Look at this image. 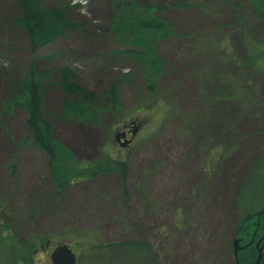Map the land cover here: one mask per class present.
<instances>
[{"label": "rangeland", "instance_id": "1", "mask_svg": "<svg viewBox=\"0 0 264 264\" xmlns=\"http://www.w3.org/2000/svg\"><path fill=\"white\" fill-rule=\"evenodd\" d=\"M65 1L76 4L72 11L78 21L87 18L90 36L73 32L31 54L22 30L11 23L14 0H0V238L13 233L20 240L43 241L30 256L14 238L13 243L0 241V264H50L52 248L62 242L76 252L80 264H214L223 257L225 264H233L225 240L239 213L232 211L229 199L249 164L264 151V67L247 78L246 95L223 75L226 47L237 55L252 52L240 45L247 40L241 38V30L234 31L233 15L221 3L219 12L211 13L199 5L189 11L175 4L184 0ZM239 1L252 23L250 2ZM130 3L164 7L157 14L176 19L180 28L178 38L163 45L168 65L163 76L153 78L154 89L147 87L146 73L135 58L120 52L129 47L124 37L110 30L113 15L121 9L128 13ZM229 32L233 37L228 41ZM48 54L54 58L49 60ZM32 58L37 70L50 69L54 83L45 94V108L63 142L84 161L95 159L101 149L126 161L125 185L117 174L104 173L53 195L46 155L25 139V113L17 106H4L6 75L22 74ZM65 63L78 71L83 88L99 97L100 124L60 119V104L67 95L55 69ZM241 72L246 75L244 69ZM113 85L115 103L110 95ZM124 131L135 133L127 135L131 141L122 146L117 135L122 138ZM12 154L15 175L7 165ZM255 229L235 236L238 246L253 241ZM141 236L150 253L144 249L135 254L131 246L122 247V241Z\"/></svg>", "mask_w": 264, "mask_h": 264}, {"label": "trees", "instance_id": "2", "mask_svg": "<svg viewBox=\"0 0 264 264\" xmlns=\"http://www.w3.org/2000/svg\"><path fill=\"white\" fill-rule=\"evenodd\" d=\"M247 1L250 2L249 10L253 13L252 23L251 18L250 20L246 19L245 11L241 9L243 4L239 0H200V3L199 0L195 1V3L185 0L175 2L182 9L188 8L190 11V9L199 5L205 12L211 13L219 12L217 4L220 5L221 3L233 15L237 25L234 31L240 32L241 30V38L244 39V36L247 40L240 42V45L243 48L249 46L252 52L249 54L246 51L245 55L239 56L233 53L231 48L226 47L227 53H224L225 59L223 60L227 70L223 75L229 76L230 84L233 81L235 82L236 90L238 88L237 92L242 95L249 94L248 87L250 85L247 78L250 75L252 76L255 71H263L262 68L264 67V0ZM14 2L16 14L10 16L11 23L18 30H22L25 35L24 44L31 54L35 53L39 48L52 44L54 41L62 39L73 32H80L86 37L90 36L87 32V26L90 25L87 18L78 21L73 15L72 10L75 9L76 4L70 5L65 0H57L52 4L46 3L44 0H14ZM140 5L138 3H130L129 7H126L128 10L130 9L128 13L124 14L121 9V12L119 10L116 15L114 14L110 30L117 37H124V41L129 47L120 52L132 55L135 58L140 68H143L142 70L146 73V79L148 78L147 87L154 89L153 78L162 75L163 70L168 65L163 55L165 53L162 49L163 45L165 41L171 38H178L180 28L175 20L173 21L157 14L159 9L162 10L164 7L159 8L152 3ZM193 19L195 20V18ZM254 26L258 27L260 35H256ZM190 33L188 32L187 34L189 35ZM227 35L226 37L229 41L233 37L232 33L229 32ZM47 58L51 60L54 55L48 54ZM234 63H236V67H233ZM33 65H35V58L27 62L28 68L22 74L12 73L11 75H6L8 92L5 99L6 105L4 106L8 107V110L17 106L25 113L23 120L25 132L27 133V138L25 139L31 143L33 148L42 151L46 155L45 165L53 195L60 196L67 188L74 186L73 184L83 182V180H93V178L104 175V173L117 174L124 183L129 173L126 161L113 158L109 152L102 149L100 150V155L92 159V161L81 160L76 152L71 147H68L63 142V139H60L62 135L55 131L52 121L48 118V115L51 114L45 108V94L54 83V80L50 77V69L44 67L41 70H37ZM242 69H244L246 75H242ZM55 70L56 77H58V85L67 95V98H64L60 104V119L65 122L73 119L79 121H89L91 119L90 123L93 121L92 123L94 124H100L96 101L91 102L90 100H93L94 91L89 90L87 92L83 88L78 71L67 63L58 65ZM218 80L224 81L221 77ZM259 86V84H256L257 89L261 90ZM116 88L117 85H113V90L111 89L110 92V95L113 96L112 103H115L116 99H118ZM228 88L231 89V85ZM255 97L256 94L253 98H250L253 100ZM261 152L260 156L249 164L250 167L246 173L239 178L235 194L229 199L232 211L236 214L237 212L239 213L233 233L225 240V246L229 248V254L233 258V264H253L258 254L256 242L253 241L247 242L245 249L235 253V236L238 234L249 235L252 226H254V229H258L256 230L258 233L255 235L254 241L264 236V151ZM14 156L12 154L13 160L9 159L7 163L11 175H15L17 169ZM39 207L33 210L35 215L39 212ZM244 225L247 228H244ZM3 226L7 227L8 224L3 222ZM12 238H14L13 242L18 244L17 247L24 249V252L27 253L26 256H30L35 246L43 242L41 238L32 240L30 237L20 240L13 233L7 234V238H0V241L7 240V242H12L10 240ZM143 238V236L131 238L129 241H122L121 245L123 248L131 246L135 254L144 249L150 253L152 249L148 250V248H145L146 242ZM112 255L113 253L106 254L105 259L108 261V257ZM222 259L217 258L214 264H225V260ZM77 260L79 262L78 255ZM260 264H264V251Z\"/></svg>", "mask_w": 264, "mask_h": 264}, {"label": "water", "instance_id": "3", "mask_svg": "<svg viewBox=\"0 0 264 264\" xmlns=\"http://www.w3.org/2000/svg\"><path fill=\"white\" fill-rule=\"evenodd\" d=\"M117 139H119V136H117ZM234 243H235L234 252L236 253L239 250V248H242L243 246H238V239H235ZM257 249H258L259 254L253 264L260 263L261 257L263 255L262 252L264 250V243L261 246L258 243ZM49 263L50 264H79L76 253L72 251L70 245H68L65 242H62V244H58L52 248L51 253L49 254Z\"/></svg>", "mask_w": 264, "mask_h": 264}, {"label": "bare ground", "instance_id": "4", "mask_svg": "<svg viewBox=\"0 0 264 264\" xmlns=\"http://www.w3.org/2000/svg\"><path fill=\"white\" fill-rule=\"evenodd\" d=\"M196 1V0H195ZM219 1V0H218ZM228 1V0H227ZM152 2V1H151ZM176 2V1H175ZM139 3V2H138ZM142 4V3H141ZM222 5V4H221ZM232 5V4H231ZM141 6V5H140ZM144 6V5H143ZM165 6V5H164ZM178 6V5H177ZM175 8V7H174ZM223 8H224V6H223ZM233 8V7H232ZM255 8V7H254ZM112 9V8H111ZM176 9V8H175ZM160 10V9H159ZM127 11V10H126ZM228 11V10H227ZM230 13V12H229ZM121 14H123V13H121ZM137 15V14H136ZM135 15V16H136ZM115 16V15H114ZM127 17V16H126ZM131 18V17H130ZM251 18V17H250ZM132 19H133V17H132ZM169 19V18H168ZM135 20V19H134ZM176 20V19H175ZM177 21H179V20H177ZM121 22V21H120ZM170 22V21H169ZM172 23V22H171ZM222 23V22H221ZM217 25V24H216ZM232 25V24H231ZM224 26V25H223ZM194 27V26H193ZM255 27V26H254ZM221 28V27H220ZM258 28V27H257ZM178 30V29H177ZM217 30V29H216ZM124 32H126V31H124ZM179 33V32H178ZM190 33V32H189ZM134 34V33H133ZM127 35V34H126ZM181 36V35H180ZM194 38V37H193ZM166 40V39H165ZM160 41V40H159ZM176 42V41H175ZM174 44V43H173ZM176 45V44H175ZM40 49V48H39ZM65 51V50H64ZM237 51V50H236ZM239 54V53H238ZM262 55V54H261ZM141 56V55H140ZM202 56V55H201ZM239 56H243V55H239ZM258 56V55H257ZM206 57V56H205ZM204 58V57H203ZM193 59V58H192ZM201 59H202V57H201ZM246 59V58H245ZM198 60V59H197ZM244 60V59H243ZM260 60V59H259ZM79 61V60H78ZM200 61V60H199ZM202 61V60H201ZM200 61V62H201ZM213 61V60H212ZM218 62V61H217ZM216 62V63H217ZM215 63V62H214ZM141 64V63H140ZM201 64V63H200ZM219 64V63H218ZM213 65V64H212ZM186 66V65H185ZM33 67H34V65H33ZM143 67V66H142ZM213 67V66H212ZM137 69V68H136ZM143 69V68H142ZM227 69V68H226ZM138 70H140V69H138ZM195 70H197V69H195ZM165 72V71H164ZM38 73V72H37ZM63 74H65V73H63ZM163 76V75H162ZM66 77H67V75H66ZM145 77V76H144ZM206 77V76H205ZM145 79V78H144ZM253 81H254V79H253ZM249 82V81H248ZM255 82V81H254ZM253 82V83H254ZM222 84V83H221ZM223 84H225V83H223ZM256 85V84H255ZM260 85V84H259ZM65 88V87H64ZM249 88V87H248ZM259 88H260V86H259ZM211 89V88H210ZM215 89V88H214ZM41 90V89H40ZM120 91V90H119ZM67 92V91H66ZM111 92V91H110ZM248 92H249V90H248ZM252 93V92H251ZM214 94V93H213ZM106 96V95H105ZM194 96V95H193ZM93 100L92 99H90L91 100V102L92 101H96L97 99H99V97L95 94V92H94V94H93ZM107 98V97H106ZM109 98V97H108ZM102 99V98H101ZM249 99V98H248ZM106 101V100H105ZM78 107V106H77ZM81 107V106H80ZM87 107V106H86ZM93 107V106H92ZM102 108V107H101ZM47 110V109H46ZM93 110V109H92ZM42 111V110H41ZM43 112V111H42ZM73 112V111H72ZM104 112V111H103ZM102 112V113H103ZM80 115V114H79ZM82 116V115H81ZM91 120V119H90ZM89 120V121H90ZM71 121V120H70ZM103 121V120H102ZM106 121V120H105ZM81 122V121H80ZM84 122V121H83ZM93 122V121H92ZM96 122V121H95ZM80 124V123H79ZM99 127V126H98ZM31 131V130H30ZM205 135V134H204ZM207 137V136H206ZM55 138V137H54ZM60 139H62V138H60ZM217 140H218V138H217ZM98 150V149H97ZM55 152H56V150H55ZM101 152V151H100ZM103 159H104V157H102ZM98 160V159H97ZM220 165H221V162H220ZM219 165V166H220ZM124 167V166H123ZM123 169V168H122ZM112 174V173H111ZM122 174V173H121ZM125 176V175H124ZM260 182V181H259ZM237 200V199H236ZM240 204V203H239ZM261 211V210H260ZM259 211V212H260ZM242 212V211H241ZM258 212V211H257ZM254 213V212H253ZM262 213V212H261ZM263 214V213H262ZM243 216H245V215H243ZM259 217L261 218V216L259 215ZM251 219V218H250ZM261 220V219H260ZM245 222V221H244ZM261 222V221H260ZM256 226V225H255ZM259 227H260V225H259ZM244 228H247V227H245V225H244ZM243 228V229H244ZM246 230V229H245ZM256 230V229H255ZM258 230V229H257ZM241 231H242V229H241ZM243 232V231H242ZM263 232V231H262ZM260 233V232H259ZM251 234V233H250ZM259 235V234H258ZM257 235V236H258ZM261 236V235H260ZM255 239V238H254ZM241 240H243L242 238H241ZM250 240H252V239H250ZM254 241V240H253ZM255 244V243H254ZM253 244V245H254ZM130 245H131V243H130ZM250 245V244H249ZM235 248V247H234ZM244 249V248H243ZM247 251V250H246ZM247 254V253H246ZM238 255V254H237ZM242 257V256H241ZM243 258V257H242ZM244 262V261H243ZM241 264V263H240Z\"/></svg>", "mask_w": 264, "mask_h": 264}, {"label": "flooded vegetation", "instance_id": "5", "mask_svg": "<svg viewBox=\"0 0 264 264\" xmlns=\"http://www.w3.org/2000/svg\"><path fill=\"white\" fill-rule=\"evenodd\" d=\"M137 126H135V128H136ZM137 129V128H136ZM135 133V131H131V132H127V131H124L122 134H121V137L122 138H119L118 139V141H119V143L122 145V143H124V145L123 146H125L126 144H129L130 143V141H131V139L130 138H126V136L127 135H129V137H130V135H132V134H134Z\"/></svg>", "mask_w": 264, "mask_h": 264}]
</instances>
